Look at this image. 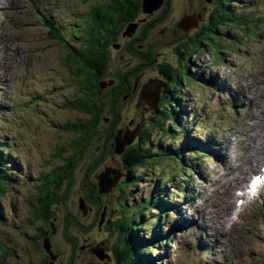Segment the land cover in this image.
<instances>
[{"label": "rangeland", "instance_id": "obj_1", "mask_svg": "<svg viewBox=\"0 0 264 264\" xmlns=\"http://www.w3.org/2000/svg\"><path fill=\"white\" fill-rule=\"evenodd\" d=\"M70 3L77 4L76 8L70 11L73 15H79L80 10L85 13L91 5L88 0H0V80L2 84L0 101L4 104L2 107L8 109V112L0 113V141L6 140V135H10L13 141L20 135L18 149L12 155L17 158L19 168H23L20 159L25 161L26 170L30 171L27 177L31 173H37L36 178H38L45 168H51L52 164L48 161L56 150L55 147L59 141L67 139L63 136V139L58 141L61 136L55 132L54 123L64 122L66 117L72 114L61 106L65 97L69 96H63V92L73 95L75 91L74 86L70 84L73 76L63 65L65 51L62 45L50 37L47 27L41 20L44 15L51 13L57 14V18L53 20L55 24L67 23L70 20L69 17L72 16L69 12L65 14L70 9ZM237 4H242L235 8L241 18L251 17L252 19L254 17L258 21L256 24L263 27L260 17H264V0H240ZM208 7L209 4L205 0L173 1L172 14L164 23L155 26L148 38V43L160 53L159 63L164 61L175 63L174 50L184 39L186 40L185 35L193 34L195 28L200 29L205 23L207 16L210 15L211 7L209 9ZM157 15L156 11L151 20ZM186 17L191 20L189 25L192 31H187L185 34L176 25L178 22L183 23ZM250 20L248 23L252 24ZM258 31L261 32L260 36L254 38L248 36V32H245L243 27L230 28V36H242L240 42L229 39L231 50L215 46L207 51L185 56L186 59H190L192 66L197 64L201 72L203 69L207 76L215 77L216 88L215 90L206 88L201 82H193L185 74L183 77L185 84L181 92V98L184 100L181 101L184 112V118L180 120L181 125L189 124V134L198 136L202 142H207L206 138L208 136L212 138L214 134L217 141L211 140L210 146L218 148V152L202 158L203 161H199V171L192 175L186 173L188 166L183 168L174 160L175 164L171 161L169 163L172 164L162 161L161 164L154 166L146 165L134 173V178H138L139 181L133 182L132 180L127 186L122 189L117 188L112 194L114 199L119 196L118 202L115 201L112 219L130 217L138 210L135 209V204H141V208H144L145 201L150 202L156 199L158 193L167 191V197L172 196L168 199L173 202L174 208H177V213L169 214L164 219V224L159 221L153 232H150L154 226L152 219H141V215L136 217L138 221L135 229L142 227L138 233L139 237L147 235L150 241H162L156 233L162 229L166 232L168 225L175 218L189 222L188 231L182 229L183 225L180 226L179 230H176L173 241L161 248L160 252L163 251L162 249L167 251L162 261L155 256L160 252L151 250V256L156 258L155 264H264V226H262L264 223V188L252 198H245L241 193V187H246L248 181H251L252 173L260 169L256 168L245 176L249 165L248 156L257 154L261 159L259 151L263 148L261 144H264V30ZM131 39L125 38L121 42L126 44ZM217 53L220 60L216 56ZM111 54L112 64L109 75L117 68L124 69L123 62H128L131 66L137 62L133 55L127 53V48L120 51L113 49ZM155 75V70H147L144 82L155 78ZM46 89H56V91L47 94L44 92ZM42 94L44 96L42 100L36 99L39 95L42 97ZM135 103L136 101H133L128 104L124 113L123 124L128 122L127 124L132 129L127 133L134 131V125L140 119V111ZM29 105L32 113L29 112ZM41 110L44 114L37 115L36 112ZM80 116L85 119L84 115ZM21 118L24 121H21ZM169 125L170 123L166 121L163 128L166 130ZM170 129L174 128L170 126ZM150 138L156 142L162 139L167 146L184 143V138L176 140L171 136H164V131H155ZM97 143L101 145V142ZM100 156L99 147L95 150L89 149L87 156L83 157L78 165L77 182L68 200V205L74 215L80 216L79 208L82 203L80 197L83 194L78 178H81L86 166L87 169L90 167L92 159ZM121 156L117 153L106 156L100 168L92 175L93 180L96 181V174L104 172L101 170L105 166L120 167ZM184 156L193 158L194 154L189 152ZM12 160L11 157L10 161ZM156 178L161 182H157ZM243 179L245 180L242 181ZM162 182L166 184L164 188L160 187ZM185 186L188 187V193L196 194L194 206L193 204L188 206L183 201L185 194L181 191ZM31 187L32 183L27 185L24 182L16 187L12 195L7 193L0 195V212L2 207L6 208L11 201L16 214L18 213L15 217L25 222L29 214L27 199L31 198L29 195L31 192H28ZM147 206L149 210H144L145 215L149 217L153 214L156 217L154 214L160 209L152 203ZM87 207H91L94 215L95 206L87 202ZM168 207L172 206L168 204ZM64 215L65 212H61L57 217L55 221L57 228L64 220ZM89 221L88 217L87 223ZM197 224L203 231L201 235H193ZM95 225L90 231L91 239H103L108 247L123 241L124 236H121L119 231L112 232L107 227L104 229V223H95ZM106 225H108L107 219ZM61 227L62 225L59 228ZM219 227L225 232H222ZM126 236L129 237V235ZM198 239L202 241L203 246L208 243L214 245L216 250L199 254L194 248ZM52 240L60 244L62 237L58 233L55 237L52 236ZM140 255H147V253L141 251Z\"/></svg>", "mask_w": 264, "mask_h": 264}, {"label": "trees", "instance_id": "obj_2", "mask_svg": "<svg viewBox=\"0 0 264 264\" xmlns=\"http://www.w3.org/2000/svg\"><path fill=\"white\" fill-rule=\"evenodd\" d=\"M88 1L91 5L85 13L80 10L79 15H73L68 10L67 13L69 12L72 16L65 24H55L53 20L57 17L53 15L44 21L49 26L50 37L62 45L65 51L63 65L73 76L70 84L74 86L75 91L69 96L62 94L66 97L61 106L72 114L66 117L64 122L54 123L55 132L61 136L58 141L63 139V136L67 139L61 141L62 143L59 141L48 161L52 164L51 168H45L36 181L31 176L22 179L23 169L18 167V160L11 153V145L0 141V195L5 193L12 195L16 187L21 185L22 180L26 181L27 185L32 183L28 191L31 192L29 193L31 198L27 199L29 214L23 222L29 227L27 236L37 237L39 247L44 249L46 255L51 258L52 234L54 237L58 233L61 237L63 236L61 230L53 233L57 228L55 221L61 212H65L64 220L59 227L64 226V236L71 241L79 243L84 238L83 236H90L92 227L95 223H101L104 217L109 222L110 231H119L121 236H124L123 241H120L114 248L117 264H153L150 255L147 257L140 255L141 250L147 252L153 248L147 246L151 244L150 239L146 238L147 235L139 237V231L135 230V224L138 221L135 214L142 215L143 219L146 216L143 211L149 207L146 205L142 209L135 204L137 212L127 219L124 217L112 219L115 201L119 200V196L114 199L112 194L117 188L122 189L132 180L133 182L139 181L138 178H134V173L146 165L154 166L161 164L162 161L173 163L174 160L178 164L188 166V174L192 175L196 172L193 168H195L196 161L205 155L207 149L205 143L199 141L194 144L185 139L184 144L167 146L161 139L156 142L150 138L155 131H164V136L169 135L172 138L175 134L187 136L188 124L179 127L181 116L184 113L181 92L185 84L183 79L185 74L193 82H213V79L204 78L203 72L198 67L192 66L190 59H186L185 56L207 51L215 46L231 50L229 39L240 42L242 36H230V28L243 27L244 31L248 32V36L256 38L261 33L258 30H264V19H261L262 27L256 24L258 21L254 17L252 19L251 17L241 18L235 10L240 0H214L212 8L208 7L211 10L210 15L207 16L201 28L194 27L193 34L185 35L186 40L184 39L174 50L175 63L169 61L159 63L160 53L148 43V38L154 27L164 23L172 14L174 0H163L161 6L151 13L145 11L143 0ZM156 11L158 12L157 17L151 20ZM249 20L252 24L248 23ZM190 21L178 22L176 26L186 34L187 31H192ZM132 25H136L134 32L129 30ZM125 38L132 39L129 43L123 44L121 41ZM123 48H127V53L133 55L137 62L132 66L128 62H123L124 69L117 68L109 75L112 64L111 51L113 49L120 51ZM216 56L220 60L218 53ZM147 70H155L156 75L153 79L163 82L156 108H152L141 97L142 89L147 83L144 82ZM42 98L39 95L36 99L42 100ZM141 99L144 100L141 101ZM133 101H136L135 105L140 111L139 122L134 125V131L138 130V133L131 144L119 151L117 138L119 136L123 138L128 130H132L128 122L123 124V119L127 105ZM0 105L1 113L5 108L2 107L1 101ZM37 114L44 113L41 110L37 111ZM80 115H84L85 119ZM166 121L170 125L165 130L163 126ZM170 126L174 129H170ZM97 142H101V145ZM96 147L100 148L101 156L92 159L90 167L87 169L86 166L81 178H78L83 194L80 197L82 199L79 208L80 216L74 215L70 210L68 200L77 182L76 171L80 161L87 156V151L95 150ZM189 151H193L195 157L185 158V153L187 155ZM114 153L122 155L121 165L120 167H103L102 172L107 169L115 172L110 190L103 192L99 183L101 173L95 175L96 181L93 180L92 175L100 168L106 156ZM11 157L12 161H10ZM118 176L120 178L117 179ZM163 185L165 186V183ZM160 194L152 204L161 207L164 203L165 208L168 207L167 204L171 202L163 197L165 193ZM187 199L188 196H185L184 200ZM87 202L95 206L94 215L91 207H87ZM171 206L174 208V205L171 204ZM90 213L92 214L89 215ZM13 214L18 215L16 212ZM88 217L90 218L89 223H87ZM174 227L173 224L169 226L170 232L174 230ZM172 238L173 236L168 237L164 241L168 243ZM46 240L49 244V251L44 246ZM92 240L96 239L92 238ZM103 247L107 250L108 245L105 244Z\"/></svg>", "mask_w": 264, "mask_h": 264}, {"label": "flooded vegetation", "instance_id": "obj_3", "mask_svg": "<svg viewBox=\"0 0 264 264\" xmlns=\"http://www.w3.org/2000/svg\"><path fill=\"white\" fill-rule=\"evenodd\" d=\"M28 230L27 226L13 228L7 223L0 222V264H117L115 253L110 252L112 250L101 252V246L106 244L103 239L92 240L90 236H83L79 243L71 241L64 236L62 225L60 229L56 228L53 232L61 230L63 236L59 245L51 238V258L46 255L44 249L39 247L37 237L27 236Z\"/></svg>", "mask_w": 264, "mask_h": 264}, {"label": "water", "instance_id": "obj_4", "mask_svg": "<svg viewBox=\"0 0 264 264\" xmlns=\"http://www.w3.org/2000/svg\"><path fill=\"white\" fill-rule=\"evenodd\" d=\"M163 0H143V5H144V9L146 12L151 13L155 10H157L161 4H162ZM209 4H212V2L214 0H206ZM190 19L188 17H186L185 21H189ZM136 29V25H132L129 27V30L131 32H134ZM162 87H163V82L159 81V80H149L143 87L142 92H141V97L144 98L149 105L152 108H156L158 101L160 99V95H161V91H162ZM138 133V130H135L133 132H129L127 133L123 138L121 136H119L117 138V147L118 150L121 151L123 150L124 146L131 144L133 142V140L135 139L136 135ZM112 174V175H111ZM115 172H112L111 170H106L103 173H101V175L99 176V183L101 186V190L103 192H108L111 188V181ZM120 176L117 177V179ZM82 207H84L82 205ZM45 249L47 251H49V244L48 241H45ZM104 250H101V252H103ZM101 256V253H100Z\"/></svg>", "mask_w": 264, "mask_h": 264}, {"label": "bare ground", "instance_id": "obj_5", "mask_svg": "<svg viewBox=\"0 0 264 264\" xmlns=\"http://www.w3.org/2000/svg\"><path fill=\"white\" fill-rule=\"evenodd\" d=\"M12 1V0H11ZM32 1V0H31ZM17 4V3H16ZM21 4H23V3H21ZM20 4V5H21ZM26 4V3H25ZM9 5V4H8ZM17 7V6H16ZM20 7V6H19ZM15 8V7H14ZM12 10V9H11ZM28 11V10H27ZM21 12V11H20ZM3 13H5V12H3ZM17 14V13H16ZM14 15V14H13ZM23 16V15H22ZM27 16V15H26ZM30 16V15H29ZM18 17V16H17ZM20 18V17H19ZM30 18V17H29ZM8 36V35H7ZM12 37V36H11ZM1 39V38H0ZM20 39V38H19ZM15 40V39H14ZM9 41V40H8ZM6 44H8V43H6ZM1 45V44H0ZM6 46V45H5ZM7 47V46H6ZM18 49V48H17ZM5 50V49H4ZM24 51V50H23ZM9 52V51H8ZM6 53V52H5ZM17 57V56H16ZM1 59V58H0ZM8 60V59H7ZM6 60V61H7ZM4 62V61H3ZM18 62V61H17ZM7 63V62H6ZM9 63V62H8ZM4 65V64H3ZM13 67V66H12ZM35 68V67H34ZM14 70V69H13ZM38 70V69H37ZM3 74V73H2ZM25 75V74H24ZM1 78V77H0ZM38 79V78H37ZM12 85V84H11ZM227 85V84H226ZM2 86V85H1ZM9 86V85H8ZM221 86V85H220ZM2 88V87H1ZM261 89V88H260ZM256 90V89H255ZM2 92V91H1ZM254 92V91H253ZM263 92V91H262ZM261 94V93H260ZM263 94V93H262ZM253 95V94H252ZM9 96V95H8ZM255 96V95H254ZM257 96V95H256ZM256 99V98H255ZM232 105V104H231ZM245 105V104H244ZM249 106V105H248ZM236 107V106H235ZM241 111V110H240ZM251 111H252V109H251ZM250 111V112H251ZM227 112V111H226ZM17 113V112H16ZM225 113V112H224ZM228 113V112H227ZM226 113V114H227ZM230 113V112H229ZM255 113V112H254ZM225 115V114H224ZM230 115V114H229ZM228 115V116H229ZM223 116V115H222ZM224 117V116H223ZM229 117H231V116H229ZM239 117V116H238ZM241 117V116H240ZM228 118V117H227ZM223 120V119H222ZM226 120V119H225ZM228 121H226V123H227ZM192 126V125H191ZM210 131V130H209ZM214 132H217V131H214ZM213 133V132H212ZM203 134V133H202ZM201 135V134H200ZM214 135V134H213ZM223 138V137H222ZM230 139H232V138H230ZM217 141V140H216ZM221 141V140H220ZM248 142H249V140H248ZM183 143V142H182ZM212 143V142H211ZM223 144V143H222ZM221 144V145H222ZM227 144V143H226ZM204 145V144H203ZM235 146V145H234ZM261 146L263 147L262 148V150H260L259 151V157L261 156L262 158L260 159V158H258V156H257V154H253L252 156H248V160H249V165H248V167H247V170H246V174H245V176L250 172V171H252V170H255L256 168H260L261 166L264 168V144L262 145L261 144ZM219 147V146H218ZM3 148V147H2ZM214 148V147H213ZM232 148V147H231ZM224 149V148H223ZM204 150V149H203ZM202 150V151H203ZM228 152V151H227ZM219 160V159H218ZM212 161H213V159H212ZM200 162H202V161H200ZM12 166H14V165H12ZM205 168V167H204ZM263 170V169H262ZM199 173V172H198ZM193 174V173H192ZM245 179H243L242 181H244ZM192 193V192H191ZM181 194V193H180ZM226 194V193H225ZM201 196V195H200ZM192 197L194 198V200L196 201V194H192ZM206 198V197H205ZM215 202V201H214ZM212 203V202H211ZM202 204V203H201ZM175 206V205H174ZM193 206H194V204H193ZM220 206V205H219ZM198 208V207H197ZM175 209V208H174ZM177 209V208H176ZM175 209V210H176ZM204 209V208H203ZM264 212V211H263ZM259 213V212H258ZM173 215V214H172ZM258 215V214H257ZM173 217V216H172ZM262 217V216H261ZM180 219V218H179ZM251 221V220H250ZM221 223V222H220ZM220 223H219V225H220ZM207 224V223H206ZM211 224V223H210ZM251 224V223H250ZM211 226V225H210ZM241 226V225H240ZM250 226V225H249ZM173 227V226H172ZM215 228V227H214ZM241 228H244V227H241ZM219 229L222 231V232H225V231H223V228H220L219 227ZM165 230V229H164ZM179 230V229H178ZM245 230V229H244ZM173 232V231H172ZM239 234V233H238ZM242 234V233H241ZM240 234V235H241ZM237 235V234H236ZM171 237V236H170ZM184 238V237H183ZM201 238V237H200ZM216 239V238H215ZM222 239V238H221ZM241 239V238H240ZM199 240V239H198ZM208 240V239H207ZM220 240V239H219ZM175 241V240H174ZM209 241V240H208ZM195 242V241H194ZM180 243V242H179ZM244 243V242H243ZM246 243V242H245ZM205 246V245H204ZM152 247V246H151ZM192 247V246H191ZM216 248V247H215ZM246 250V249H245ZM173 254V253H172ZM179 254V253H178ZM230 255V254H229ZM181 256V255H180ZM185 257V256H184ZM226 258V257H225ZM220 260H221V258H220ZM222 263V262H221ZM229 263V262H228Z\"/></svg>", "mask_w": 264, "mask_h": 264}]
</instances>
